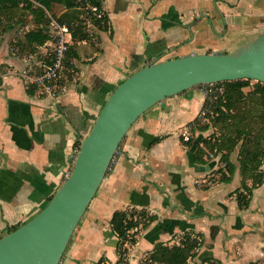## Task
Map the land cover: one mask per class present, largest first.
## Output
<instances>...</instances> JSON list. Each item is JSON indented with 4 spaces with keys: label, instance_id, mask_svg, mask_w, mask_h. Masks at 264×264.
I'll list each match as a JSON object with an SVG mask.
<instances>
[{
    "label": "crops",
    "instance_id": "0c3cea01",
    "mask_svg": "<svg viewBox=\"0 0 264 264\" xmlns=\"http://www.w3.org/2000/svg\"><path fill=\"white\" fill-rule=\"evenodd\" d=\"M51 2L48 15L66 12L64 0ZM102 11L107 30L87 20L89 38L69 52L57 98L26 86L19 75L50 62L51 41L26 43L35 28L32 14L0 42V238L33 218L60 189L78 144L128 77L175 58L227 54L264 34V0H102ZM207 97L204 87H194L134 123L60 264L117 263L119 238L111 219L122 211L154 217L130 232L137 242L125 245L128 264H142L158 244L170 246L186 234L203 239L200 262L264 264V184L250 206L239 209V170L230 183L219 182V159L198 163V145L190 148L182 139Z\"/></svg>",
    "mask_w": 264,
    "mask_h": 264
},
{
    "label": "water",
    "instance_id": "95a60500",
    "mask_svg": "<svg viewBox=\"0 0 264 264\" xmlns=\"http://www.w3.org/2000/svg\"><path fill=\"white\" fill-rule=\"evenodd\" d=\"M237 80L264 84V34L227 54L175 58L147 65L128 77L81 141L60 189L33 218L0 238V264H60L134 123L169 97L200 85Z\"/></svg>",
    "mask_w": 264,
    "mask_h": 264
},
{
    "label": "trees",
    "instance_id": "16d2710c",
    "mask_svg": "<svg viewBox=\"0 0 264 264\" xmlns=\"http://www.w3.org/2000/svg\"><path fill=\"white\" fill-rule=\"evenodd\" d=\"M64 4L66 12L57 19H60V23L67 24L72 32L68 56L77 42L89 38L86 22L74 21V17L84 14L83 10L88 5L96 6L102 11V0H64ZM52 11L51 0H0V42L6 33L23 21L22 17L31 14L34 17L35 28L26 34V43L43 46L46 42L53 41V33L49 27L52 15H48ZM91 21L99 29L107 30L108 19L105 14L103 19L92 18ZM253 82L237 80L219 83L225 86L226 91L216 97L214 103H211L212 97L209 95L204 109L212 107L210 111L215 115L216 125L220 126V135L205 137L200 144L194 138L187 142L190 148L198 145L195 150L198 163L206 164L216 158L219 159L220 166L215 171L219 176V182L230 183L239 170L241 186L234 194L241 210L250 206L254 191L264 184V84L256 82L252 90L245 92ZM197 87L206 88L208 85ZM80 145L81 143L77 146L78 150ZM138 217L134 212L122 211L116 212L111 219L112 229L119 238L120 258L115 264H128L129 250L125 245L127 243L134 245L137 242V238L131 236L130 232L141 225L146 227L154 220L153 216L144 213ZM15 229H11L10 232ZM215 234V230L212 231V237ZM183 240L180 245L172 247L158 244L149 253L145 264H190V259L198 256L203 246V239L200 236L186 234ZM98 264L106 263L105 260H101ZM200 264L221 263L206 258Z\"/></svg>",
    "mask_w": 264,
    "mask_h": 264
},
{
    "label": "built area",
    "instance_id": "2783aa9c",
    "mask_svg": "<svg viewBox=\"0 0 264 264\" xmlns=\"http://www.w3.org/2000/svg\"><path fill=\"white\" fill-rule=\"evenodd\" d=\"M88 8L96 19L101 20L104 18V12L98 9V7L88 5ZM49 27L53 33V41H51L52 51L49 53V64L42 69L35 68L22 71L19 75L26 86L37 89L47 97L57 98L62 91V80L64 79V72L66 70L65 63L67 53L72 43V32L67 24L60 23L53 18L50 20ZM209 95L210 94H208V96ZM191 132L192 126H188L182 131V139L184 143H187L192 139ZM78 152L79 150L76 148L73 155V164ZM68 176L69 174L67 177Z\"/></svg>",
    "mask_w": 264,
    "mask_h": 264
},
{
    "label": "rangeland",
    "instance_id": "374dc122",
    "mask_svg": "<svg viewBox=\"0 0 264 264\" xmlns=\"http://www.w3.org/2000/svg\"><path fill=\"white\" fill-rule=\"evenodd\" d=\"M84 14L81 15H77L74 17V21H84L87 22V20H91L96 19L95 16L91 13L90 9L88 8V6L86 7L85 10H83ZM65 13L61 14V11L57 10L54 14H51L52 16H50V20L51 18L57 20L59 22V20L57 18H60L61 16H63ZM59 16V17H58ZM70 17V16H69ZM92 17V18H91ZM5 22V20H4ZM87 27V24H86ZM14 48H16L17 53H18V42L13 44ZM256 84V81H254L252 83V85L249 88L245 89V92H249L250 90H252L254 88V85ZM208 92V94H210L211 98V103L215 102V98L218 97L219 95H223L224 92L226 91V88L224 85L222 84H211L208 85V87L205 88ZM212 110V107L209 106L206 109H204V113L202 114V116H200L198 118V120H196V122L193 124L192 126V136L195 140H197L200 143H202L203 138L205 137H213V136H219L221 133L220 130V126L216 125L215 122V115L210 111ZM207 127V130H204L203 128ZM184 236L177 241V243H173L172 246L175 245H180L181 242H183ZM149 258V255L144 259V261L142 262V264H145V261ZM190 264H200V260H198V257H193L190 259Z\"/></svg>",
    "mask_w": 264,
    "mask_h": 264
}]
</instances>
